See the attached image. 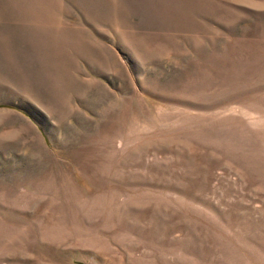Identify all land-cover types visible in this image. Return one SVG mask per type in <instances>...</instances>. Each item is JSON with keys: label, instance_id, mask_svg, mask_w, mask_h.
Wrapping results in <instances>:
<instances>
[{"label": "rangeland", "instance_id": "374dc122", "mask_svg": "<svg viewBox=\"0 0 264 264\" xmlns=\"http://www.w3.org/2000/svg\"><path fill=\"white\" fill-rule=\"evenodd\" d=\"M0 264H264V0H0Z\"/></svg>", "mask_w": 264, "mask_h": 264}]
</instances>
